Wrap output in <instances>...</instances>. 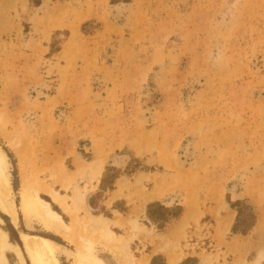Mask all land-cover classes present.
Here are the masks:
<instances>
[{
    "label": "rangeland",
    "instance_id": "374dc122",
    "mask_svg": "<svg viewBox=\"0 0 264 264\" xmlns=\"http://www.w3.org/2000/svg\"><path fill=\"white\" fill-rule=\"evenodd\" d=\"M28 39L47 51L28 57ZM6 57L47 83L28 96L41 107L0 101L17 211L0 205V228L26 264L25 234L50 240L59 264L78 252L24 212L27 188L78 232L98 219L130 237L133 264H163V252L170 264H264V0H0ZM154 200L183 213L159 230L144 213ZM239 202L247 234L232 231ZM96 235L97 259L127 264ZM20 253L8 249L9 264Z\"/></svg>",
    "mask_w": 264,
    "mask_h": 264
},
{
    "label": "bare ground",
    "instance_id": "6f19581e",
    "mask_svg": "<svg viewBox=\"0 0 264 264\" xmlns=\"http://www.w3.org/2000/svg\"><path fill=\"white\" fill-rule=\"evenodd\" d=\"M6 164V156L0 150V205L17 221L16 204L9 199L10 184L5 171ZM79 201L83 204L84 198H80ZM22 209L26 214L38 217L46 227L64 233L72 242L76 243L78 252L73 264H103V261L97 259L92 253L95 234H97L96 238L101 240L103 244L115 252L117 251L127 264H133L128 249L131 238L115 235L101 220L89 221L85 226L83 225L84 231L80 230L78 232V230L66 224L61 214L52 209L50 203L42 199L35 189L29 188L24 191ZM63 237L65 236L63 235ZM24 245L30 253L33 264H59V260L55 255V246L47 238L25 234ZM13 248L18 249L8 239V233L0 228V264H9L6 251ZM22 261L25 264L23 257Z\"/></svg>",
    "mask_w": 264,
    "mask_h": 264
},
{
    "label": "crops",
    "instance_id": "0c3cea01",
    "mask_svg": "<svg viewBox=\"0 0 264 264\" xmlns=\"http://www.w3.org/2000/svg\"><path fill=\"white\" fill-rule=\"evenodd\" d=\"M25 43H26V45H29L32 48V50H33L31 52H27L26 51V54H27L28 57L35 58V57H38V56L44 54L45 51H47V50H40L39 48L42 49V47L46 49L47 45L41 43V45H39V47H38L37 45H38L39 42L36 41V40L35 41L34 40L30 41L28 39ZM7 58L8 57L1 58V60H0V85H1V88H0V101H5V102L6 101H12V102L14 101L15 103H17L19 101H24V100L28 101L29 100V101H31L30 105L32 107H34V108L38 107V106L41 107L42 103H41V105L37 104L36 101H33L32 98H29L28 96H29L30 90L33 87L46 86V84H47L45 82L46 80L43 79L41 74H39L34 79L29 78L27 76L20 77L16 72H14V70H10L9 69L10 66L7 63V61H8ZM18 66H20V64ZM62 100H63V98H55V99H53V100H51L49 102V105H51L52 102H62ZM80 137L81 138L79 139V141L81 139H86V137L83 138L82 134H81ZM72 155H73V161H76L78 165L84 166L83 157L79 154L78 151H76ZM148 204H145L144 213H145L146 216H147V206H148ZM200 209L204 211V214H209V206H206L204 209H203V207L200 206ZM210 209H211L210 213H215L216 212V209H215L214 206H211ZM223 209H225V208H223ZM228 209H230L229 205H228ZM132 210L137 212L136 205H133V204L131 205L130 211H132ZM223 212H224V210L221 211L222 214H224ZM14 246L17 247L16 245H14ZM13 249H16V248H13ZM18 250L19 249H17V251ZM155 255H157V254H155ZM162 255H164L163 258L165 259L164 260L165 263L166 264H170L169 256L165 252H163ZM22 257L23 256H21V260H22ZM153 257H154V255H153ZM153 257H151L150 263H151V260L153 259ZM180 261H182V259ZM22 264H23V261H22ZM103 264H105V263L103 262Z\"/></svg>",
    "mask_w": 264,
    "mask_h": 264
},
{
    "label": "trees",
    "instance_id": "16d2710c",
    "mask_svg": "<svg viewBox=\"0 0 264 264\" xmlns=\"http://www.w3.org/2000/svg\"><path fill=\"white\" fill-rule=\"evenodd\" d=\"M0 88H1V85H0ZM117 177H118V175H115L114 178H117ZM103 182H104V180H102V183ZM108 188L110 190L114 189V181H111V185ZM116 205L117 204L115 203V206ZM231 206L238 210L237 222L233 226L232 231L234 233L247 234L250 231V229L254 226V223L251 224V227L239 228V226L237 224H238L240 217L242 216V214L244 212V209L242 208V203L239 202V203L231 204ZM182 213H183V209L181 206L168 207L163 202H161L159 200L152 201L147 206L148 221L157 225L159 230H164L170 222H172L174 219L179 218L182 215ZM0 215H3V214L0 212ZM252 216H254V214H252ZM11 234H12V231H11ZM158 259H159V256H154L153 259L151 260L150 264H157ZM189 260H190V258H188L187 260L183 261L180 264H186ZM163 264H166L165 261ZM192 264H194V263H192Z\"/></svg>",
    "mask_w": 264,
    "mask_h": 264
}]
</instances>
